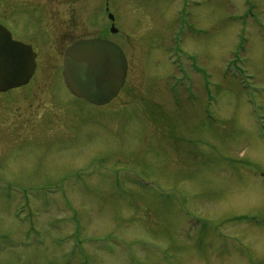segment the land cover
<instances>
[{
	"label": "rangeland",
	"instance_id": "rangeland-1",
	"mask_svg": "<svg viewBox=\"0 0 264 264\" xmlns=\"http://www.w3.org/2000/svg\"><path fill=\"white\" fill-rule=\"evenodd\" d=\"M0 24L38 53L0 92V264H264V0H0ZM91 38L128 59L103 106L62 76Z\"/></svg>",
	"mask_w": 264,
	"mask_h": 264
},
{
	"label": "water",
	"instance_id": "water-1",
	"mask_svg": "<svg viewBox=\"0 0 264 264\" xmlns=\"http://www.w3.org/2000/svg\"><path fill=\"white\" fill-rule=\"evenodd\" d=\"M110 19L115 20L110 14ZM116 32L115 25L111 29ZM37 53L32 46L13 38L0 24V92L27 85L37 68ZM128 59L115 42L102 39H80L64 54L63 76L69 90L87 102L109 104L125 85Z\"/></svg>",
	"mask_w": 264,
	"mask_h": 264
},
{
	"label": "flooded vegetation",
	"instance_id": "flooded-vegetation-1",
	"mask_svg": "<svg viewBox=\"0 0 264 264\" xmlns=\"http://www.w3.org/2000/svg\"><path fill=\"white\" fill-rule=\"evenodd\" d=\"M109 32H110V29H109Z\"/></svg>",
	"mask_w": 264,
	"mask_h": 264
},
{
	"label": "bare ground",
	"instance_id": "bare-ground-1",
	"mask_svg": "<svg viewBox=\"0 0 264 264\" xmlns=\"http://www.w3.org/2000/svg\"><path fill=\"white\" fill-rule=\"evenodd\" d=\"M31 82V81H30Z\"/></svg>",
	"mask_w": 264,
	"mask_h": 264
}]
</instances>
